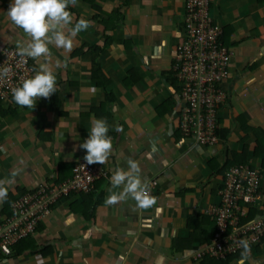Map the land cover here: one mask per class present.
<instances>
[{
  "label": "crops",
  "instance_id": "crops-1",
  "mask_svg": "<svg viewBox=\"0 0 264 264\" xmlns=\"http://www.w3.org/2000/svg\"><path fill=\"white\" fill-rule=\"evenodd\" d=\"M11 3L0 0V53L27 39L8 17ZM184 6L185 0H77L69 7L70 27L80 18L92 25L75 37L71 52L50 45L57 93L32 109L13 99L0 102L1 109L14 110L0 117V179L20 169L9 189L12 197L21 189L72 178L86 155L79 146L94 118L107 119L113 138V154L104 165L97 163L109 179L92 220L75 206L82 196L63 198L35 236L36 249L0 264H213L196 254L212 233L205 211L219 201L224 165L260 172L264 190V0H209V17L231 54L226 104L218 111L219 132L211 148L179 131V102L168 76L181 42ZM109 15L119 17L114 29L104 23ZM94 47L104 50L93 56ZM94 57L104 85L92 79ZM29 60L33 76L38 66ZM130 158L139 162L156 197L147 209L132 199L105 203L114 171L127 170ZM238 255L218 263L264 264V242Z\"/></svg>",
  "mask_w": 264,
  "mask_h": 264
},
{
  "label": "built area",
  "instance_id": "built-area-1",
  "mask_svg": "<svg viewBox=\"0 0 264 264\" xmlns=\"http://www.w3.org/2000/svg\"><path fill=\"white\" fill-rule=\"evenodd\" d=\"M181 42L173 55L169 77L179 102V131L204 148L216 145L218 105L226 98L230 51L220 39L221 31L209 17V0H185ZM10 73L0 79V102L12 100V89L33 74L28 57L21 58L9 47L0 53V67ZM108 172L98 164L76 163L72 178L58 184L40 185L37 193L20 196L12 213L0 214V260L12 254V246L34 236L40 221L61 199L76 193H90ZM260 172L243 165L229 166L217 191V205L205 214L212 219L211 238L197 258L224 260L264 242V190ZM151 186H155L151 182Z\"/></svg>",
  "mask_w": 264,
  "mask_h": 264
},
{
  "label": "clouds",
  "instance_id": "clouds-1",
  "mask_svg": "<svg viewBox=\"0 0 264 264\" xmlns=\"http://www.w3.org/2000/svg\"><path fill=\"white\" fill-rule=\"evenodd\" d=\"M76 4L77 0H12L7 11L8 17L27 37L26 40L17 43V55L21 58H31L38 66L35 75L24 79L21 85L12 89V99L21 108H35L39 99H47L57 93V74L51 62L50 45L71 52L75 37L92 25L91 20L80 18L70 27L73 24V14L69 7H75ZM55 63L56 67H59L62 62L57 60ZM63 63L66 66L67 59ZM9 73V67H0V79L7 77ZM112 111H116L115 106ZM115 130L121 129L117 126ZM108 132L106 118L93 119L88 138L79 146L86 150L83 159L88 165L96 163L104 165L113 154V138ZM127 165V170L117 168L114 171L110 181L111 187L108 189L110 195L105 203L115 205L132 199L139 209L153 206L156 197L151 195L149 185L142 177L139 162L130 158ZM19 172L20 169H14L8 178L0 179V203L6 201L9 189ZM38 232L39 230L34 236L27 238L34 240ZM243 246L246 255L248 246L246 243ZM13 254L12 250V254L7 258ZM7 258H1L0 263Z\"/></svg>",
  "mask_w": 264,
  "mask_h": 264
},
{
  "label": "trees",
  "instance_id": "trees-1",
  "mask_svg": "<svg viewBox=\"0 0 264 264\" xmlns=\"http://www.w3.org/2000/svg\"><path fill=\"white\" fill-rule=\"evenodd\" d=\"M118 20H119V17L118 16H113V15H109L108 16V20H106V21H104V19H103L104 23H106L105 25L107 27H109V29H114L115 26H116L115 23ZM110 23H111V26H110ZM222 40L223 39L221 38V41ZM107 41H110V38L107 37ZM91 49H92L93 56H94V54L96 56L101 51L104 50V47H94V48H91ZM80 53H83V50ZM93 65H94V67H93V72H92V79L96 80L98 82L97 83L98 85H104V83L106 81V77L104 76L100 66L97 64L96 57H94V59H93ZM168 76H169V73H168ZM170 81L173 84V82H174L173 79L170 78ZM226 96H227V94H226ZM225 101H226V98H225V100L222 103H220L218 105V111L221 110L224 107V105L226 104ZM13 111L14 110H11V109L3 110L0 107V117H2L4 115H7L8 113H12ZM217 124H219V119L218 118H217ZM218 132H217V135H218ZM234 165H236V164H234ZM227 167H228V164L224 165V170H227ZM108 179H109V175L106 178H103V179L97 181V183L95 184V188H94V190L92 192L78 194V195L83 197V201H82V204L76 203L75 206H80L79 208H82V209H79V210L82 211L81 213L84 215V217L86 219L92 220L93 215H92L91 211H94L103 202L104 191L102 190L101 187L103 185V182L108 180ZM59 180H61V179H59ZM58 183H61V182L60 181L53 182V184H58ZM39 189H40V185H38L36 187H33V188H29V189L18 190V193H17L16 197H12L10 194H8L6 201H4V203H3V207H2V210H1L0 214H5V213L6 214H10V212L12 213L11 205H12L13 202H16V199L18 197L24 196V195H27V194L33 195V194L37 193V191ZM76 195H77L76 193H73V194H70L69 196H67L65 198H70V197H73V196H76ZM55 205H53L51 207V210H53ZM74 210L78 211L76 209H74ZM12 214L14 215V213H12ZM50 215H48L45 219H47ZM45 219L40 221V223L38 224V229L37 230H40V228L42 227L43 222H44ZM191 220H194V218H192V217L189 218V222ZM210 238H211V233H210V235H207L206 238H204L206 244L209 242ZM34 249H36V245H35L34 240L32 238H26L25 240H23V241H21L19 243H16V244H14L12 246V250L14 251V253L15 254H19V255H21L25 251H28V250L33 251ZM239 253H237L236 255L228 256L225 259V262L228 261V260H231V259H236L237 257H239V255H238ZM212 259H214V258H212ZM214 260H212L213 264H219L218 262H223L224 261V260H216V259H214ZM224 264H226V263H224Z\"/></svg>",
  "mask_w": 264,
  "mask_h": 264
},
{
  "label": "rangeland",
  "instance_id": "rangeland-1",
  "mask_svg": "<svg viewBox=\"0 0 264 264\" xmlns=\"http://www.w3.org/2000/svg\"><path fill=\"white\" fill-rule=\"evenodd\" d=\"M6 104H9L8 102Z\"/></svg>",
  "mask_w": 264,
  "mask_h": 264
}]
</instances>
